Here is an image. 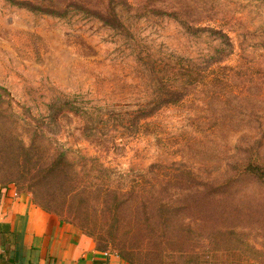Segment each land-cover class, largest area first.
<instances>
[{"label":"rangeland","instance_id":"374dc122","mask_svg":"<svg viewBox=\"0 0 264 264\" xmlns=\"http://www.w3.org/2000/svg\"><path fill=\"white\" fill-rule=\"evenodd\" d=\"M154 12L223 28L235 48L219 55L213 31ZM216 56L225 78L173 103L174 62ZM0 88L1 187L51 198L66 223L135 264H264V181L244 168H264V0H0ZM56 150L95 192L152 187L103 215L95 195L29 177V154Z\"/></svg>","mask_w":264,"mask_h":264},{"label":"crops","instance_id":"0c3cea01","mask_svg":"<svg viewBox=\"0 0 264 264\" xmlns=\"http://www.w3.org/2000/svg\"><path fill=\"white\" fill-rule=\"evenodd\" d=\"M0 264H131L98 248L79 227L38 206L27 193L0 186Z\"/></svg>","mask_w":264,"mask_h":264},{"label":"trees","instance_id":"16d2710c","mask_svg":"<svg viewBox=\"0 0 264 264\" xmlns=\"http://www.w3.org/2000/svg\"><path fill=\"white\" fill-rule=\"evenodd\" d=\"M9 1L15 3L16 0H9ZM35 1L38 2V0H35ZM19 5H26L30 9H33L36 11H43V8L40 6V4L35 5L32 3V5H27L23 3ZM70 6H74V5H68L66 8H69ZM48 9H49L48 11L50 12L57 11L52 6L49 7ZM154 14L155 15H167V16H170V17H173L179 20L184 26L185 30L189 32L190 34L197 35L203 31H213L222 40V44L224 46V48L218 52L219 55L224 54V53L226 54L228 51H233V48H235V43H234L233 38L223 28L218 30L210 26H208L207 28L198 27L196 26L197 24H195L196 22H198V20L190 21L191 19L190 17L188 16L182 17L176 13L169 14V12H154ZM222 61L223 60L221 58L216 56V57L211 58V60L208 61V65L204 67L202 65L194 64L189 60L177 59L176 62H174V64L172 65L173 67L170 70V74L172 75L171 79L175 80L179 78L176 83V86H173L172 92L169 93L171 101L174 103L175 102L174 99L177 96L182 97L183 95H180V91L186 88L188 89V87L193 86V84H197L199 79L215 78L216 81L218 80V78L224 79L225 78L224 75H226L224 73H228L229 70L227 72L223 71V68H220L219 70H217V67L221 65ZM213 68H215L216 70H212ZM209 71H211V73H209ZM238 72H240V70L236 72V75L238 74ZM199 85L196 88L202 87L201 84ZM39 152H40V148H39ZM20 155L21 154H19L18 156ZM29 155L33 156V158L28 157L27 159L28 160L27 162L29 163L28 165V168H29L28 172L30 174L29 177H31L34 180H37L40 178L43 180V182H45L46 179H49V182L47 184L56 188L57 192L64 193L65 195L75 194L74 195L75 198L76 196H80V194L82 197H86V198H90L92 197L91 195H95V199L98 201V203L96 202V208L103 215H107V214L111 215V214H117V213H120L121 215V212L123 211V210L121 211L122 209L120 207L121 205H125L127 203L138 204L139 202L142 201L141 192L147 193L144 187L146 186L152 187V184L150 182H147L145 178L144 179L139 178L140 182H137V184H138V187L141 189H139L138 192H132V191L124 192V190L120 186L116 188L99 187L97 191L95 192L93 189V186L91 187L84 186L83 184L79 183L76 180V177L78 174L74 172L75 167L73 164H71L67 160L65 152H60L59 150H56L54 154H52L51 156H47L48 158L46 159H43L44 161H41L42 159L38 155H37L38 157H36L34 151H32V153ZM244 168L249 169L251 173L255 174L257 177L261 178L264 181V168L263 167H260L257 164H253V162L250 161L248 164H245ZM105 170L106 169H103L101 171H105ZM165 178L166 177L164 175H162L161 178L159 177L157 180H160V181L156 182L157 185L158 183H160L161 186L167 185L168 182L167 180L165 181ZM36 198L38 202L36 201L34 202L38 206H40L45 211L55 214L61 218V216L59 215V213H62L61 208H54V206H52L53 201L51 200V198H48L44 195H41V196L36 195ZM89 200L90 199L83 201V203L89 202ZM157 204L160 210L165 209L167 206L166 202L163 200H158ZM100 206H102L103 208L100 209ZM61 220L63 219L61 218ZM73 225L77 226L74 223ZM124 259L129 261L131 264H135L133 261H130L127 258H124Z\"/></svg>","mask_w":264,"mask_h":264}]
</instances>
